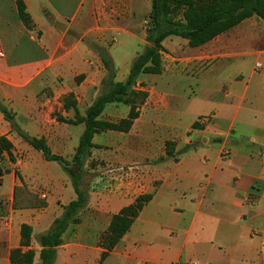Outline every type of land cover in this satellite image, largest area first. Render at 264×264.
<instances>
[{
    "label": "crops",
    "instance_id": "1",
    "mask_svg": "<svg viewBox=\"0 0 264 264\" xmlns=\"http://www.w3.org/2000/svg\"><path fill=\"white\" fill-rule=\"evenodd\" d=\"M150 7L151 0H0V103L15 126L69 161L84 126L61 120L83 117L99 93L102 53L113 81L126 80L147 45ZM161 46V73L140 74L132 87L147 97L129 130L92 137L87 202L61 235L53 264H264V21L252 16L195 48L177 36ZM129 111L108 103L98 120L116 123ZM1 136L13 161L0 160V264H12L23 224L32 232L22 251L32 250L37 264L39 236L76 195L60 165L45 161L0 112ZM19 189L45 207L21 206ZM139 195L151 199L101 261L100 236Z\"/></svg>",
    "mask_w": 264,
    "mask_h": 264
},
{
    "label": "trees",
    "instance_id": "2",
    "mask_svg": "<svg viewBox=\"0 0 264 264\" xmlns=\"http://www.w3.org/2000/svg\"><path fill=\"white\" fill-rule=\"evenodd\" d=\"M17 9L22 22L31 27V19L25 12L21 1H17ZM256 16L264 21V0H151L150 11L145 28L146 47L134 59L126 80L122 83L113 81L114 68L110 58L102 53L101 59L106 75L99 91L83 117L75 120H61L68 124H83L84 130L79 138L70 163L64 158L51 154L43 139L29 137L20 131L13 122L11 113L0 103V112L16 134L33 149L42 153L45 161L56 162L68 176L74 189L76 198L66 205L61 216L56 218L49 230L39 236V261L37 264H53L56 248L61 245V235L68 225L77 222L76 216L87 202L85 190L79 188V179L83 175V164L92 147V137L95 133L104 131L127 132L138 114L137 106L142 104L147 95L141 91H134L132 87L140 74H160L161 42L170 36H177L188 41L191 48L199 47L216 36L228 31L243 20ZM103 86L105 89H103ZM108 103H124L130 105L127 118L116 123L98 120L104 107ZM196 126V125H194ZM11 142L0 137V159L6 154L13 161ZM174 144L165 143L167 157L173 156ZM19 197L21 206L45 207L46 203L37 195L28 193L24 189L15 191V199ZM151 199L150 195H139L133 203L123 207L113 215L106 231L100 236L99 245L103 249L101 261L117 245L129 230L144 205ZM14 207L18 206L15 200ZM31 228L27 225L20 227V248L10 252L12 264H33L35 253L32 250L22 251L28 247Z\"/></svg>",
    "mask_w": 264,
    "mask_h": 264
},
{
    "label": "rangeland",
    "instance_id": "3",
    "mask_svg": "<svg viewBox=\"0 0 264 264\" xmlns=\"http://www.w3.org/2000/svg\"><path fill=\"white\" fill-rule=\"evenodd\" d=\"M138 19V21L140 23H142L143 20H146V15L145 13L142 14V16H138L136 17ZM146 25V24H144ZM103 89H105V87L103 86ZM102 90V87L101 89ZM99 90V91H100ZM75 131L76 129H73L72 132L73 134H75ZM1 160V159H0ZM67 161V160H66ZM71 159L68 161L70 163ZM84 164H85V160H84ZM84 164H83V167H84ZM89 166H92V164H89ZM62 169V168H61ZM6 170V169H5ZM6 172V171H5ZM68 177V176H67ZM91 178H92V174L91 173H86L84 172V169H83V175L81 176V178L79 179V188L82 189V190H85V188H87V186L90 184L91 182ZM86 191V190H85ZM87 194V192H86ZM88 196V195H87Z\"/></svg>",
    "mask_w": 264,
    "mask_h": 264
},
{
    "label": "built area",
    "instance_id": "4",
    "mask_svg": "<svg viewBox=\"0 0 264 264\" xmlns=\"http://www.w3.org/2000/svg\"><path fill=\"white\" fill-rule=\"evenodd\" d=\"M259 66H260V65L257 63V64H256V67H259ZM207 120H208V117H205V118H202V119L198 120V122H199L200 124H204ZM251 202H252V200H251Z\"/></svg>",
    "mask_w": 264,
    "mask_h": 264
}]
</instances>
